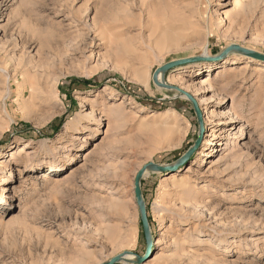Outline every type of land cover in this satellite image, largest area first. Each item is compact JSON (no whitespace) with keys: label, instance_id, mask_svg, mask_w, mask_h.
<instances>
[{"label":"rangeland","instance_id":"obj_1","mask_svg":"<svg viewBox=\"0 0 264 264\" xmlns=\"http://www.w3.org/2000/svg\"><path fill=\"white\" fill-rule=\"evenodd\" d=\"M219 1L0 0V264L145 255L135 176L199 136L191 101L152 79L184 57L201 59L164 78L203 100L216 144L194 161L202 135L177 170L144 175L159 245L141 264H264V63L215 59L264 53V0Z\"/></svg>","mask_w":264,"mask_h":264},{"label":"water","instance_id":"obj_2","mask_svg":"<svg viewBox=\"0 0 264 264\" xmlns=\"http://www.w3.org/2000/svg\"><path fill=\"white\" fill-rule=\"evenodd\" d=\"M232 52L241 53L246 56L252 57L254 59L264 61V53H261L259 51L252 50L249 48H245L239 44H231L227 46L223 51H221V53L217 57H215V59L222 58ZM199 59H201V57H184V58H179V59L168 61L164 63L163 65L157 67L152 75V79L157 86L168 89V90H176L180 95L185 96L191 101L194 111L196 113L197 122L199 125V136L194 142V144L187 150V152H185L182 156H180L176 161L172 163H168V164H162V163H156L154 161H149L138 170L135 176L134 190H135V196H136V203L139 208L140 219L142 222L143 232H144V236L146 240V247H147L146 253L145 255H140L132 251H123L113 256L111 259L102 262L101 264H116L122 261H125L126 263H132V264H141L145 262L146 259L149 258L150 251H151L152 244H153V234H152L150 220L148 217L147 204H146L143 189H142V179L147 172L165 173V172L177 170L178 167L181 166L183 163L187 162L190 159L191 155L198 149L200 145V141L202 140L203 132H204V118H203L202 110L196 98L191 93L180 88L179 86L167 84L165 82L160 81L159 74L162 73L163 76H165V74L169 70L174 69L179 66L189 64L191 62H195ZM129 255H135L136 256L135 260L126 258Z\"/></svg>","mask_w":264,"mask_h":264},{"label":"bare ground","instance_id":"obj_3","mask_svg":"<svg viewBox=\"0 0 264 264\" xmlns=\"http://www.w3.org/2000/svg\"><path fill=\"white\" fill-rule=\"evenodd\" d=\"M218 4H219V6H226V5H228V4H230V1H227V0H220L219 2H218ZM227 15V14H226ZM225 16V15H224ZM223 16V18H225ZM228 16V15H227ZM231 16V15H230ZM228 18V17H227ZM226 18V19H227ZM224 20V19H223ZM233 20V19H232ZM221 23L222 22H224V21H220ZM219 22V23H220ZM168 23V22H167ZM172 25V24H171ZM175 26H180L179 24H174ZM165 26H167V25H165ZM162 27V26H161ZM160 27V28H161ZM171 27V26H170ZM243 47H245V48H249V49H252V50H255L254 48H251L250 46H246V45H242ZM257 51V50H256ZM231 54H237V55H242V56H246V55H244V54H241V53H236V52H232V53H230V54H228V55H226L225 57H227V60L229 59V56L231 55ZM257 62L258 63H264V61L263 60H258L257 59ZM245 64V63H244ZM208 66H212V64H209ZM3 67V66H2ZM189 67H190V65H184V66H181V67H179V69L181 70V72H186V71H188L189 70ZM8 68V67H7ZM10 70V69H9ZM24 70H26L25 68H23V71ZM159 80L160 81H162V82H167L166 80H165V78H164V76H163V74L162 73H160L159 74ZM31 83V82H30ZM169 83H171V82H169ZM172 84V83H171ZM180 88H182V89H184V90H186L187 92H191L192 93V95H194V96H196V93H194V91L192 92L188 87H183V86H180ZM197 101H198V104H199V106H200V108H201V110H202V114H203V118H204V120H205V129H204V137H203V146L198 150V152H197V154H196V156H195V159H194V161H197V160H200V158H201V156H206V155H208L209 153L207 152L208 151V147H205L206 146V144H207V142L209 141V139H208V137L209 136H212V133H211V130H212V127L210 126V122L206 119V116H205V114H206V110H204V108H203V106H202V104H203V100L202 99H200V98H197ZM90 114H91V112H90ZM228 117V114H227V112L226 111H224L223 112V118H227ZM225 123H227V122H225ZM221 128H223V127H221ZM222 131V130H221ZM226 131H223V133L222 134H224ZM245 135V133L243 132L241 135H240V137L238 138H234V140H241L242 139V137ZM218 137V136H217ZM209 144L210 145H213V144H216V142H214V140H210L209 141ZM68 150H71V148L70 149H68ZM75 155H70L69 156V159L70 160H76V158L74 157ZM71 161V162H72ZM70 162V163H71ZM50 167H51V170H61V169H63V168H66L64 165H53V164H50L49 165ZM189 169H190V167H189ZM188 169V170H189ZM15 179L16 178V175H14V172L12 171L11 173H10V175H9V177H3L2 178V181H3V184H7V183H9L12 179ZM2 197H3V200H1L0 201V203H2L3 201H5V199H6V195L4 194V192L2 193V195H1ZM163 226H165L164 224H163ZM114 229V228H113ZM103 231H104V229H103ZM101 238H102V236H100ZM104 237H105V239H106V241H108V242H110V243H113L115 240H117L118 239V235H117V233H116V231H114V230H112V231H104ZM103 239V238H102ZM96 242H99V238L98 239H96ZM159 245V240H157L156 238H154L153 239V244H152V246H153V250H155L156 248H157V246ZM126 258H129V259H131V260H135V258H136V256L135 255H129V256H127ZM158 259H159V255H154V256H152L151 257V259H150V261H152V262H154V261H158ZM122 262H125V261H122Z\"/></svg>","mask_w":264,"mask_h":264},{"label":"trees","instance_id":"obj_4","mask_svg":"<svg viewBox=\"0 0 264 264\" xmlns=\"http://www.w3.org/2000/svg\"><path fill=\"white\" fill-rule=\"evenodd\" d=\"M150 220V219H149Z\"/></svg>","mask_w":264,"mask_h":264}]
</instances>
